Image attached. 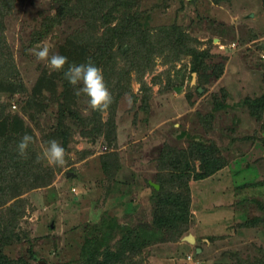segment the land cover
Segmentation results:
<instances>
[{"label": "rangeland", "instance_id": "374dc122", "mask_svg": "<svg viewBox=\"0 0 264 264\" xmlns=\"http://www.w3.org/2000/svg\"><path fill=\"white\" fill-rule=\"evenodd\" d=\"M112 1L0 4L6 59L14 68L5 73L16 90L0 93V108L32 131L30 147L38 156L61 113L66 82L29 50L47 45L50 56L67 54L65 45L77 47L79 32L89 28L81 34L86 45L122 32L135 48L123 47L132 67L112 88L131 91L133 102L129 107L125 94L114 93V134L83 127L90 133L83 136L65 119L71 127L66 163L42 162L40 178L48 184L25 188L0 207L1 252L16 264H264V0H131L126 10ZM124 11L133 24L122 22ZM175 29L208 54L199 71L189 56L161 43ZM139 52L150 59L143 69ZM78 55L73 63L67 55L69 64L88 62ZM66 90L73 111L92 117L87 98ZM108 112H99L102 122ZM190 141L213 147L226 165L196 180L203 169L194 161L188 211L169 227L155 218L152 198L161 183L171 185L166 165L173 153L187 152Z\"/></svg>", "mask_w": 264, "mask_h": 264}, {"label": "trees", "instance_id": "16d2710c", "mask_svg": "<svg viewBox=\"0 0 264 264\" xmlns=\"http://www.w3.org/2000/svg\"><path fill=\"white\" fill-rule=\"evenodd\" d=\"M114 1L117 2V0H113L112 2L114 3ZM119 1L121 2L120 7L126 10L131 0ZM216 1L228 2L230 0ZM66 3L69 2L67 1ZM0 4L2 7L7 6L5 0H0ZM72 10L74 9H70L69 12H71ZM100 13L101 12H97L96 14L99 16ZM124 13V15H120L123 17L122 22L126 25L133 24L135 18H131L130 13H126L125 11ZM90 31L92 32V29L89 28V31L84 30L83 32H79L77 47H74L72 43L68 46L65 45L63 51L65 50L67 54H63L65 56H70V61L72 60V58L77 57V55L79 54L78 56L87 59L88 62L91 61L93 65L102 69L104 82L107 88L110 89L113 102L108 108V118L105 122H102V119L100 117L101 113H99L98 111H94L92 117H83V119H81V117L72 109L74 103H67L69 101L67 94V91L69 90H66L67 85L70 88L73 87L70 86L65 80L66 83H64L62 87L63 91L59 94V99L61 101V113L57 117L56 125L50 128L49 134L46 135L47 140L57 141L65 150L68 146V140L70 138L69 133L71 132V127H65L63 125L66 118L69 117L71 124H73L75 127L80 128V132L83 136L90 135V133L84 134L83 130L81 129L83 127H95V129L98 130L100 133L107 132L105 130H109L110 134H114V111L115 105L118 100V97H116L114 93H118L122 97L124 94H130L131 92L128 90L126 91L125 89H114V91L112 89L123 80V77L126 78L131 70L132 63L128 59L129 53L123 52V47L125 45H127L129 48L132 47V50L135 49L134 46L130 45L132 42L131 37L126 38V36L122 32H114L113 34H104L106 38L93 37L95 38V40H93L91 44L88 43L86 45L82 41L81 34ZM168 35H170V40L166 39L165 37V40H160L161 43H165L163 46L167 45L170 49L172 45L171 51H175L178 54H181L182 56H189L191 58V64L193 68L192 70H194L195 72L199 71L200 68H202V66L204 65V61L207 58L208 54L204 52H199L191 44L190 40L186 36L182 35L181 32L177 29L174 30V34L170 32ZM141 45L142 44L140 43L137 47H139L140 49ZM114 48L118 50H115ZM145 54V52H139V54L137 55V64L140 69L145 68V62H147L148 60L150 61V59L144 58ZM7 56L8 47L4 37L2 23L0 22V76L3 77L2 84V81H0V93H8L12 95L16 93V90L13 89L12 85H10V82L7 81V77L9 75L5 73V70L7 68L12 69L13 62L10 61V59L8 65V61L6 59ZM71 62L73 63V61ZM77 63L78 65L80 64L79 61ZM126 86L128 85L125 84V87ZM34 100L35 99H32L30 104V107L33 109H35ZM4 110L5 109L0 108V140L1 143L3 142L4 147V149H2L0 153V207L5 205L12 198L18 196L25 188L30 190L38 186H44L48 184V182H46L45 180L42 181L40 178V172L44 167V164L42 163V161L37 162L38 155L32 153L31 147L29 146L27 150V159L21 158L17 153V145L20 142L21 138L25 134L33 137L32 131H25L23 120L19 119L18 116H5ZM67 114L71 117L67 116ZM45 145H47L46 142ZM188 146L189 148L187 152L173 153L172 157L166 165V172L170 175L171 185L161 183L160 191L156 192L154 190V197L152 198V203L155 204L156 209L155 218L161 217L162 219H164V221L169 227L172 225L173 222L184 218V214L188 211V181L191 178L190 172L194 168V161L199 160L200 165L203 169L201 174H198V178L195 177L196 180L204 179L205 177H208L211 174H214L217 171L221 170L226 165V162L218 156V152L213 147L207 146L206 144H202L196 141H190L188 143ZM188 157H190L189 164L192 166V168L190 169L189 167H187L188 164L185 161V159H187ZM2 158L4 160L3 162ZM46 170L49 171V174L52 178L53 169L49 168ZM177 188L181 189L176 191L175 189ZM17 202H20V200L16 201V203ZM10 209L11 208H8L6 210L10 211ZM165 211L169 212L167 218L163 217ZM156 222L160 224L159 221L155 220L153 221V224ZM3 249L4 246L1 242L0 264H16L1 252L3 251ZM83 255L81 256L80 261H82L85 257V254ZM89 264H95V261L90 259Z\"/></svg>", "mask_w": 264, "mask_h": 264}, {"label": "clouds", "instance_id": "9594fccd", "mask_svg": "<svg viewBox=\"0 0 264 264\" xmlns=\"http://www.w3.org/2000/svg\"><path fill=\"white\" fill-rule=\"evenodd\" d=\"M38 62L45 63L50 72H63V79L74 88L76 96L83 95L87 98L88 109L92 111L106 112L113 102V98L107 88L102 69L96 67L91 61L85 64H69L68 58L60 54L50 53V46L40 45L36 49L29 50ZM65 65H68L65 70ZM125 102L132 106V98L125 94ZM33 137L25 134L17 145V153L21 158L27 159V150L33 143ZM64 148L55 140H50L44 147L37 162H44L48 167H61L66 163Z\"/></svg>", "mask_w": 264, "mask_h": 264}, {"label": "bare ground", "instance_id": "6f19581e", "mask_svg": "<svg viewBox=\"0 0 264 264\" xmlns=\"http://www.w3.org/2000/svg\"><path fill=\"white\" fill-rule=\"evenodd\" d=\"M191 240V241H190ZM187 242L188 243H194V238L192 237V236H190V238L189 237H187Z\"/></svg>", "mask_w": 264, "mask_h": 264}, {"label": "water", "instance_id": "95a60500", "mask_svg": "<svg viewBox=\"0 0 264 264\" xmlns=\"http://www.w3.org/2000/svg\"><path fill=\"white\" fill-rule=\"evenodd\" d=\"M250 17H251V15H250ZM262 49H263V51H264V46H262ZM201 92V91H200ZM187 237H189L190 238V236H187ZM187 237H185L184 238V240L187 242ZM191 241V240H190Z\"/></svg>", "mask_w": 264, "mask_h": 264}, {"label": "built area", "instance_id": "2783aa9c", "mask_svg": "<svg viewBox=\"0 0 264 264\" xmlns=\"http://www.w3.org/2000/svg\"><path fill=\"white\" fill-rule=\"evenodd\" d=\"M264 57V56H263Z\"/></svg>", "mask_w": 264, "mask_h": 264}]
</instances>
